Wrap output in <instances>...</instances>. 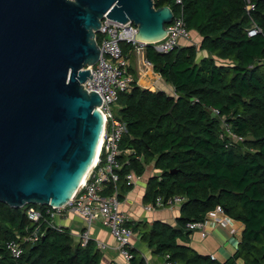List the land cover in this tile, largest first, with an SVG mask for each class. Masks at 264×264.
Here are the masks:
<instances>
[{
    "label": "trees",
    "instance_id": "trees-1",
    "mask_svg": "<svg viewBox=\"0 0 264 264\" xmlns=\"http://www.w3.org/2000/svg\"><path fill=\"white\" fill-rule=\"evenodd\" d=\"M154 2L157 9L170 7L202 41L199 48L180 45L168 54L146 49L175 96L142 89L135 77L130 91L120 95L116 110L128 133L121 145L118 196L121 201L133 189L125 181L129 173L141 178L153 165L158 174L149 178L143 204L160 196L186 200L176 226L157 220L130 227L154 256L170 264H221L189 245L193 232L186 227L221 206L244 225L236 253L223 264H264V0ZM253 29L260 32L250 36ZM122 49L127 55L131 47L122 43ZM128 72L133 75L131 67ZM223 124L243 142L226 136ZM30 207L46 206L12 208L0 202V264H102L93 240L83 247L68 228L31 221ZM38 227L37 240L25 241ZM12 241L23 244L19 260L8 249ZM130 252V264H147L137 249Z\"/></svg>",
    "mask_w": 264,
    "mask_h": 264
},
{
    "label": "water",
    "instance_id": "water-1",
    "mask_svg": "<svg viewBox=\"0 0 264 264\" xmlns=\"http://www.w3.org/2000/svg\"><path fill=\"white\" fill-rule=\"evenodd\" d=\"M105 18L151 44L175 14L154 0H0V202L63 207L92 168L102 99L83 84Z\"/></svg>",
    "mask_w": 264,
    "mask_h": 264
},
{
    "label": "built area",
    "instance_id": "built-area-1",
    "mask_svg": "<svg viewBox=\"0 0 264 264\" xmlns=\"http://www.w3.org/2000/svg\"><path fill=\"white\" fill-rule=\"evenodd\" d=\"M176 3L181 4L182 0H176ZM167 29L168 34L163 40L150 44L137 40L138 27L133 22L121 24L107 18L103 20L97 33V41L98 37L100 38L101 56L96 65L88 68L91 71L92 80L88 79L83 84L86 91L96 92L102 99V105L98 109L101 110L100 113L104 118V128L98 161L88 172L85 183L79 187L67 205L60 208L46 206L43 211L30 207L27 211L31 221L47 222L50 227L59 231L63 228L60 221L68 220L72 216L77 217L84 223V227L79 233L72 232V235L74 240L83 247H86L91 240L94 225L101 223L116 241L119 254L127 263L133 259L130 248L134 232L130 227L132 223L130 216L121 210L118 185L121 178L119 172L123 169V163L120 160L123 154L121 145L128 133V128L116 109L119 108L120 95L130 91L133 78L128 72L130 61L128 55L123 52L122 43L130 45L135 51H146L148 47H152L157 53L168 54L179 47L181 41H191V34L181 17H175ZM259 32L253 29L249 34L255 36ZM144 61L147 66H153L149 60ZM214 113L218 114V112ZM223 123L225 124V118H223ZM223 128L225 135L233 142H243V138L232 133L229 125H224ZM126 153H131V151L127 150ZM138 180L139 177L134 172L125 177L126 184L132 188L137 186ZM110 185L113 188H111V193L107 194L106 191ZM185 200L180 196L169 198L160 196L154 204L143 205V209L148 213L158 209L174 210L180 208ZM208 214L214 216L218 222H222L217 215H224L225 211L221 206H217ZM205 225L206 218L203 221L188 223L186 227L189 231L200 232L202 237L206 238ZM39 229L38 227L25 241H36ZM98 247L103 251L108 249L107 245L102 243H99ZM8 249L15 260H19L24 254L22 242L12 241L8 244ZM211 257L214 259L213 256ZM165 264L170 263L165 260Z\"/></svg>",
    "mask_w": 264,
    "mask_h": 264
},
{
    "label": "crops",
    "instance_id": "crops-1",
    "mask_svg": "<svg viewBox=\"0 0 264 264\" xmlns=\"http://www.w3.org/2000/svg\"><path fill=\"white\" fill-rule=\"evenodd\" d=\"M191 34H194L195 38H191V41L183 40L180 42V45L183 47L195 45L199 48L202 41L200 35L194 31ZM200 55L204 57L208 56V53L200 52ZM128 56L131 71L140 88L151 92L164 91L170 96H175V89L159 73L155 72L154 66L149 67L145 64L144 60L147 59L146 51L130 49ZM157 174L158 172L154 170L153 165L148 167L146 174L141 178L139 177L137 186L130 190V192L125 193L123 200H121V210L130 216L132 225L140 221L151 224L157 220L166 222L172 226L177 225V220L180 217V208L174 210L158 209L152 213H148L143 209V197L147 188V182L151 176ZM217 217L222 222H218L214 216L207 214L205 225L207 237L203 238L200 232H193L189 245L199 254L213 256L217 262L223 264L236 253L242 239L244 225L232 219L226 213L224 215H217ZM75 222L80 227L79 229H73ZM60 224L65 228L72 229L73 233H79L84 227V223L74 216L68 220L60 221ZM91 240L97 245L102 243L108 247L104 251L98 247L103 254L102 264H130L119 254L116 241L108 229L101 223L94 225ZM131 248L137 249L146 259L147 264H165V259L154 256L147 245L143 243L141 237H133ZM238 264L243 263L239 260Z\"/></svg>",
    "mask_w": 264,
    "mask_h": 264
},
{
    "label": "rangeland",
    "instance_id": "rangeland-1",
    "mask_svg": "<svg viewBox=\"0 0 264 264\" xmlns=\"http://www.w3.org/2000/svg\"><path fill=\"white\" fill-rule=\"evenodd\" d=\"M191 38H195V35L194 34H191ZM128 55V54H127ZM129 57V56H128ZM130 61V60H129ZM131 77L133 78L134 76L133 75H131ZM114 109H116V107L114 106ZM84 226V225H83ZM80 227H78L77 225H76V222L74 223V230H76V229H79ZM70 230V232L72 233L73 232V230L72 229H69ZM134 237H136V238H139L140 237V232H135V234H134ZM156 257H158V256H156Z\"/></svg>",
    "mask_w": 264,
    "mask_h": 264
},
{
    "label": "bare ground",
    "instance_id": "bare-ground-1",
    "mask_svg": "<svg viewBox=\"0 0 264 264\" xmlns=\"http://www.w3.org/2000/svg\"><path fill=\"white\" fill-rule=\"evenodd\" d=\"M100 147H101V143L99 144L98 152H97L96 159H95V162H94L93 165H95L96 162L98 161V155H99ZM92 167H93V166H92ZM90 170H91V169H90ZM87 175H88V174H87ZM87 175H86L85 178L83 179L82 184L80 185V187L85 183L86 178H87Z\"/></svg>",
    "mask_w": 264,
    "mask_h": 264
}]
</instances>
